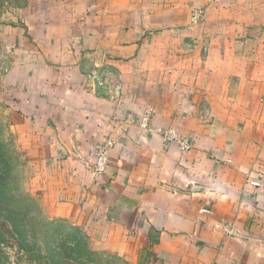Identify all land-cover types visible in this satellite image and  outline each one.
Here are the masks:
<instances>
[{"label": "crops", "instance_id": "crops-1", "mask_svg": "<svg viewBox=\"0 0 264 264\" xmlns=\"http://www.w3.org/2000/svg\"><path fill=\"white\" fill-rule=\"evenodd\" d=\"M15 16L2 122L50 219L123 264H264V0H28ZM94 66L122 76L119 103L89 86ZM148 107L193 149L144 132Z\"/></svg>", "mask_w": 264, "mask_h": 264}, {"label": "rangeland", "instance_id": "rangeland-1", "mask_svg": "<svg viewBox=\"0 0 264 264\" xmlns=\"http://www.w3.org/2000/svg\"><path fill=\"white\" fill-rule=\"evenodd\" d=\"M27 2L0 0V17L12 19ZM2 115L0 105V264H123L96 250L78 225L48 217L35 178L39 165L32 154L19 152Z\"/></svg>", "mask_w": 264, "mask_h": 264}, {"label": "built area", "instance_id": "built-area-1", "mask_svg": "<svg viewBox=\"0 0 264 264\" xmlns=\"http://www.w3.org/2000/svg\"><path fill=\"white\" fill-rule=\"evenodd\" d=\"M202 10L196 11L194 19L198 20L203 15ZM9 47L0 51V74L9 71L10 53ZM85 77L89 86L99 92L105 99L112 103H119L123 95V78L110 67L94 66L85 69ZM153 109L148 107L138 119L139 127L146 133H159L166 147L176 145L180 151L189 152L193 149L194 143L190 136L182 135L173 127H157L152 123ZM116 133L111 134L105 141L99 143L95 149V162L92 172L95 176L107 172L110 166L109 152L117 145ZM258 186V182H252ZM227 231H230L227 229Z\"/></svg>", "mask_w": 264, "mask_h": 264}]
</instances>
